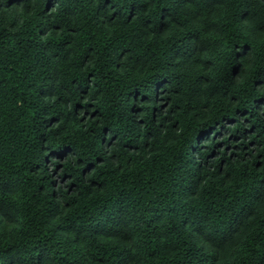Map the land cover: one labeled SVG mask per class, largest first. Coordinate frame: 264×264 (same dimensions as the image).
I'll return each instance as SVG.
<instances>
[{
	"label": "trees",
	"instance_id": "obj_1",
	"mask_svg": "<svg viewBox=\"0 0 264 264\" xmlns=\"http://www.w3.org/2000/svg\"><path fill=\"white\" fill-rule=\"evenodd\" d=\"M0 264H264V0H0Z\"/></svg>",
	"mask_w": 264,
	"mask_h": 264
}]
</instances>
